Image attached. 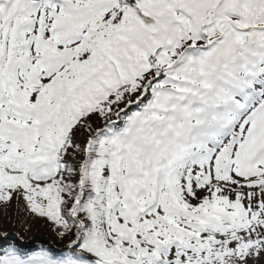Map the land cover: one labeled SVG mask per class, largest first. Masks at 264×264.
I'll use <instances>...</instances> for the list:
<instances>
[{
    "label": "snow or ice",
    "instance_id": "6c2138e0",
    "mask_svg": "<svg viewBox=\"0 0 264 264\" xmlns=\"http://www.w3.org/2000/svg\"><path fill=\"white\" fill-rule=\"evenodd\" d=\"M0 264H264V0H0Z\"/></svg>",
    "mask_w": 264,
    "mask_h": 264
},
{
    "label": "rangeland",
    "instance_id": "374dc122",
    "mask_svg": "<svg viewBox=\"0 0 264 264\" xmlns=\"http://www.w3.org/2000/svg\"><path fill=\"white\" fill-rule=\"evenodd\" d=\"M9 211L12 213L13 219H15L16 218L15 212L11 209ZM19 219L21 222L15 224L13 227L15 231L21 232L26 240H28L29 237H32L33 239L38 238L37 241L39 242L41 239V241H47L48 243L53 245L66 243V241H60L59 239L55 238L54 233L47 226L32 222L31 227L29 229L28 224L23 222L24 220L23 214H21ZM4 226H8V225L5 224Z\"/></svg>",
    "mask_w": 264,
    "mask_h": 264
},
{
    "label": "trees",
    "instance_id": "16d2710c",
    "mask_svg": "<svg viewBox=\"0 0 264 264\" xmlns=\"http://www.w3.org/2000/svg\"><path fill=\"white\" fill-rule=\"evenodd\" d=\"M37 243H39V241H37Z\"/></svg>",
    "mask_w": 264,
    "mask_h": 264
},
{
    "label": "water",
    "instance_id": "95a60500",
    "mask_svg": "<svg viewBox=\"0 0 264 264\" xmlns=\"http://www.w3.org/2000/svg\"><path fill=\"white\" fill-rule=\"evenodd\" d=\"M40 241H41V239H40Z\"/></svg>",
    "mask_w": 264,
    "mask_h": 264
}]
</instances>
